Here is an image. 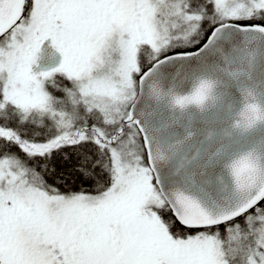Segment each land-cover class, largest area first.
<instances>
[{"label":"snow or ice","instance_id":"6c2138e0","mask_svg":"<svg viewBox=\"0 0 264 264\" xmlns=\"http://www.w3.org/2000/svg\"><path fill=\"white\" fill-rule=\"evenodd\" d=\"M0 264H264V0H0Z\"/></svg>","mask_w":264,"mask_h":264},{"label":"water","instance_id":"95a60500","mask_svg":"<svg viewBox=\"0 0 264 264\" xmlns=\"http://www.w3.org/2000/svg\"><path fill=\"white\" fill-rule=\"evenodd\" d=\"M40 62H45V59L48 61L47 64L42 67V69H51L57 66L59 64L61 57L59 56V53H57L52 48H49V46L45 45L42 48V52L40 54Z\"/></svg>","mask_w":264,"mask_h":264},{"label":"trees","instance_id":"16d2710c","mask_svg":"<svg viewBox=\"0 0 264 264\" xmlns=\"http://www.w3.org/2000/svg\"><path fill=\"white\" fill-rule=\"evenodd\" d=\"M48 179L50 183L66 184L68 187H72L74 189H78L81 186L79 181H76L74 183L73 178H66L65 180H60V179H54V178L49 177ZM82 186L91 187V184L85 180Z\"/></svg>","mask_w":264,"mask_h":264},{"label":"flooded vegetation","instance_id":"af4514ba","mask_svg":"<svg viewBox=\"0 0 264 264\" xmlns=\"http://www.w3.org/2000/svg\"><path fill=\"white\" fill-rule=\"evenodd\" d=\"M45 45H47V43L45 44ZM41 52H42V50H41ZM41 52L40 53H38V58H37V64L36 65H34V67H33V70L35 71V72H39V71H47L46 69H42V67H44V65L45 64H47L48 63V61L45 59V62H40V54H41ZM58 66V65H57ZM48 70H50V69H48Z\"/></svg>","mask_w":264,"mask_h":264}]
</instances>
